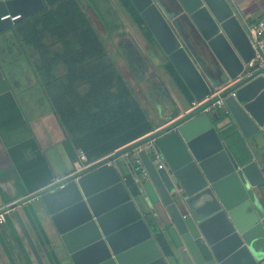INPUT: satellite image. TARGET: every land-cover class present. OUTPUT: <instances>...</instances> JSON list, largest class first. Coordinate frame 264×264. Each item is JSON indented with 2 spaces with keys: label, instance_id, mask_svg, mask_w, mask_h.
<instances>
[{
  "label": "water",
  "instance_id": "95a60500",
  "mask_svg": "<svg viewBox=\"0 0 264 264\" xmlns=\"http://www.w3.org/2000/svg\"><path fill=\"white\" fill-rule=\"evenodd\" d=\"M130 2L151 32L148 40L142 31L152 52L165 57V68L170 73L169 62L196 100L233 80L254 57L234 0ZM45 6L0 0V32ZM132 57L130 68L143 82L154 66L139 47ZM231 89L224 98L228 126L204 112L164 125L158 155L137 151L144 171L131 155L118 162L123 156L114 151L35 193L56 229L52 248L61 264H168L147 220L152 215L158 223L159 208L195 264H209L201 246L216 264H264V165L230 145L239 137L264 145V75Z\"/></svg>",
  "mask_w": 264,
  "mask_h": 264
},
{
  "label": "crops",
  "instance_id": "0c3cea01",
  "mask_svg": "<svg viewBox=\"0 0 264 264\" xmlns=\"http://www.w3.org/2000/svg\"><path fill=\"white\" fill-rule=\"evenodd\" d=\"M92 1L105 4V0ZM109 2L117 9L118 16L123 17L121 24L112 26L114 33L118 32L112 35L113 39L121 38L115 46L120 61L115 57L118 63L115 65L108 60L107 48L103 60L121 73L152 122L153 130L189 118L181 117L194 99L186 85L181 80V87L168 72L165 57L158 58L152 52L142 29L129 17L122 1ZM234 2L243 20L264 19V0ZM16 22L0 32V209L5 210L4 222L0 224V264H61L52 248L56 229L35 193L81 166L78 150L73 148L74 135L62 124L54 107V96L66 83V65L54 63L46 79L40 53L14 32ZM138 47L154 66L143 82L130 68L134 66L132 56ZM53 48L60 46L57 44ZM126 71L132 75L133 83L127 80ZM224 85L227 84L221 86ZM75 86L80 92L88 89V84L82 81L75 82ZM243 141L251 147L250 156L264 165V145ZM139 205L144 212L151 208L143 199ZM159 210L158 223L152 215L147 216L153 232L158 224L164 227L166 221L165 214ZM174 250L177 260L162 253L168 264H195L179 241ZM201 250L209 264H216L206 247L201 246Z\"/></svg>",
  "mask_w": 264,
  "mask_h": 264
},
{
  "label": "trees",
  "instance_id": "16d2710c",
  "mask_svg": "<svg viewBox=\"0 0 264 264\" xmlns=\"http://www.w3.org/2000/svg\"><path fill=\"white\" fill-rule=\"evenodd\" d=\"M121 1L146 38L151 40V32L130 0ZM44 2L43 10L19 20L13 29L25 44L40 53L46 79L54 63L66 65V83L55 94L54 107L62 124L74 135V151L82 150L88 160H94L114 151L118 155L144 140L134 141L154 126L121 73L103 60L105 47L84 5L80 0ZM57 44L60 48L54 49ZM166 66L181 86L183 83L172 65L168 62ZM79 81L88 84L86 91H78L75 82ZM214 115L219 117L220 114ZM124 144L127 145L118 150ZM125 183L133 193L138 192L131 175L126 176ZM155 228L154 236L162 253L177 260L174 249L178 242L171 231L159 224Z\"/></svg>",
  "mask_w": 264,
  "mask_h": 264
},
{
  "label": "built area",
  "instance_id": "2783aa9c",
  "mask_svg": "<svg viewBox=\"0 0 264 264\" xmlns=\"http://www.w3.org/2000/svg\"><path fill=\"white\" fill-rule=\"evenodd\" d=\"M2 17L3 18L10 17L11 20H13L17 18L18 15L11 16L10 14H6ZM244 29L254 48L255 51L254 57L244 64L242 71L233 80H230L228 83H226L227 85L221 87L219 86L215 88L213 91H211L210 94L206 95L204 98L200 100L193 99L190 102V105L181 114L182 115L181 117H188V116L191 117L195 114H199L203 112L214 115L215 113H219V111H222L223 113L228 114L229 111L224 102V98L227 93L233 92V89L230 90V88L243 85L247 81L251 80L252 78L258 75H264V19H258L256 21H251V22L244 20ZM178 119L181 118L179 117ZM158 135H159V128L149 131L148 133L144 134L143 136L137 138L134 141H140V139L142 138H144V140L138 142L130 149H127L126 152L124 153L125 155H131L135 167L141 170V172L144 171V167L142 161L137 155V151L140 149H145L147 151L153 152L156 155H158L159 151L155 143ZM125 146L126 145H124L123 147ZM77 153H78L77 154L78 162L81 163L79 169L85 168L86 166L98 162L105 157L103 156L100 158H96L94 160H88L82 150H78ZM3 215H4V210L0 209V224L4 222Z\"/></svg>",
  "mask_w": 264,
  "mask_h": 264
},
{
  "label": "rangeland",
  "instance_id": "374dc122",
  "mask_svg": "<svg viewBox=\"0 0 264 264\" xmlns=\"http://www.w3.org/2000/svg\"><path fill=\"white\" fill-rule=\"evenodd\" d=\"M80 2H81V4L84 5V8H85L88 16L91 18V21L95 25L94 27L96 29V32H97L103 46H105V48H107L109 51V53H107V55L109 56L108 60H111L115 65H118L115 57H117V59H119L118 61H120V58L118 56V53H116L115 46L120 41L119 39H121V38L116 37L114 40L112 37V34L110 33V30L113 29L112 26H117L118 24H121V22H123V21H121V19L123 17L120 18L118 16L117 11H116L117 9H115V7L112 4H109L110 3L109 0H105V4H101V3L96 4L92 0H80ZM112 3H113V0H112ZM128 15L130 18H132V16L130 15L129 12H128ZM115 24H117V25H115ZM120 44L122 45V43H120ZM124 44H127V43L124 42ZM123 50H124V48H123ZM122 62H123V60H121V63ZM126 76H127V80L129 82L133 83L134 80H133V77L130 74V72L126 71ZM153 105L155 106L154 103H153ZM218 114H220V115L216 121L217 124H224L226 122H227V124L229 123L230 119H229L228 114H225L222 111H219ZM227 124H224V125H227ZM229 128H230V125H229ZM226 140L228 143H230L228 138H226ZM230 145H231V148L234 152H235V147L236 146L238 147L240 145L243 147V149L245 148L244 149L245 154H247L248 156L250 155L249 152L251 151V147L249 145L243 144V140L241 139V137H239L238 142L230 143ZM126 150L127 149L122 150L121 153L118 154V157L123 156L122 158H120L121 160L118 159V162L125 160L126 155L124 153L126 152ZM172 235L174 237V234H172ZM174 239L177 242V239L175 237H174Z\"/></svg>",
  "mask_w": 264,
  "mask_h": 264
},
{
  "label": "flooded vegetation",
  "instance_id": "af4514ba",
  "mask_svg": "<svg viewBox=\"0 0 264 264\" xmlns=\"http://www.w3.org/2000/svg\"><path fill=\"white\" fill-rule=\"evenodd\" d=\"M110 31H114V30H110Z\"/></svg>",
  "mask_w": 264,
  "mask_h": 264
}]
</instances>
